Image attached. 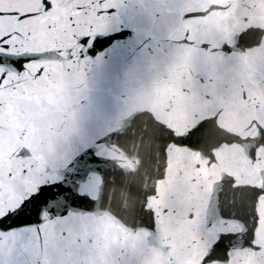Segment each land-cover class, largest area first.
Segmentation results:
<instances>
[{
	"label": "water",
	"instance_id": "water-1",
	"mask_svg": "<svg viewBox=\"0 0 264 264\" xmlns=\"http://www.w3.org/2000/svg\"><path fill=\"white\" fill-rule=\"evenodd\" d=\"M124 3L86 264H264V0Z\"/></svg>",
	"mask_w": 264,
	"mask_h": 264
},
{
	"label": "snow or ice",
	"instance_id": "snow-or-ice-1",
	"mask_svg": "<svg viewBox=\"0 0 264 264\" xmlns=\"http://www.w3.org/2000/svg\"><path fill=\"white\" fill-rule=\"evenodd\" d=\"M161 2L145 0L156 17ZM138 24L124 0H0V264H15L24 253L37 264H55L37 254L62 238L67 225L61 221L85 198L73 191L69 175L54 177L86 156L97 159L73 135L87 65L98 62L100 49L139 38ZM22 228L32 234L18 247ZM228 235L221 234L206 261L217 258ZM139 254L133 249L125 264H136Z\"/></svg>",
	"mask_w": 264,
	"mask_h": 264
}]
</instances>
